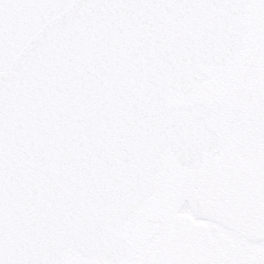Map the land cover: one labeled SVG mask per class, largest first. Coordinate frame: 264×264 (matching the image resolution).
<instances>
[{
	"label": "water",
	"instance_id": "95a60500",
	"mask_svg": "<svg viewBox=\"0 0 264 264\" xmlns=\"http://www.w3.org/2000/svg\"><path fill=\"white\" fill-rule=\"evenodd\" d=\"M246 3L104 5L0 0V258L117 264V234L169 154L193 169L221 146L214 109L174 106L241 49ZM225 20L226 54L193 45Z\"/></svg>",
	"mask_w": 264,
	"mask_h": 264
},
{
	"label": "rangeland",
	"instance_id": "374dc122",
	"mask_svg": "<svg viewBox=\"0 0 264 264\" xmlns=\"http://www.w3.org/2000/svg\"><path fill=\"white\" fill-rule=\"evenodd\" d=\"M254 1L264 24V4ZM253 46L254 54H264V37ZM251 67L240 91L245 112L235 114L205 176L187 196L162 199L156 213L163 208L170 225L144 236L140 245L137 238L135 255L124 264H264V60L255 59ZM179 178L184 183L189 173Z\"/></svg>",
	"mask_w": 264,
	"mask_h": 264
},
{
	"label": "flooded vegetation",
	"instance_id": "af4514ba",
	"mask_svg": "<svg viewBox=\"0 0 264 264\" xmlns=\"http://www.w3.org/2000/svg\"><path fill=\"white\" fill-rule=\"evenodd\" d=\"M255 13V1L247 0L246 10L242 16V21L247 28L246 37L241 50L233 61L219 68H205L207 77L203 84L193 87L189 95H182L179 92H174L169 98L171 104L174 105L202 103L212 107L214 113L210 116V126L219 134L221 148L229 135L228 133H230L235 114L237 112H245L246 104H244L240 98L242 79L246 72H248V69L252 71L251 66L255 59H259L261 62L264 60V54L260 56L256 55V53L254 54L255 47L253 46V42L258 43V40L264 37V34H262L264 32V24L258 21ZM256 52H258V50ZM211 156L205 155L200 163L192 170L180 167L175 162L172 155L168 156L163 168L162 177L148 201L133 219L117 231V233L124 237L130 245L127 256L124 261L119 264H124L134 257L135 250H133V244L137 238L140 239L138 241L140 245L144 241V236L147 235L149 237V235L155 232L159 227L165 228L170 225V223L165 220L167 216L163 208L160 207L161 213L157 215L158 204L161 203L162 199H164V202H168L167 197L171 193H173L172 199L175 201L187 196L189 192L193 190L195 184L205 176L204 173ZM180 173H189V179L183 183L179 178ZM164 178L166 179L164 180ZM156 192H158L157 195H155ZM172 209L173 205L168 210L167 215H170ZM133 230L140 232H138V235H135ZM170 234L172 235V233ZM55 264L102 263L83 261L77 256L69 253Z\"/></svg>",
	"mask_w": 264,
	"mask_h": 264
},
{
	"label": "snow or ice",
	"instance_id": "6c2138e0",
	"mask_svg": "<svg viewBox=\"0 0 264 264\" xmlns=\"http://www.w3.org/2000/svg\"><path fill=\"white\" fill-rule=\"evenodd\" d=\"M94 3L104 5H134L144 7L146 5H172V6H195V5H221L230 7L233 5H243L247 0H92ZM264 4V0H259ZM4 20L0 18V27H3ZM230 21L225 20L224 24L212 31L211 34L197 41L193 48L195 51H213L226 54L229 50L230 42L237 39V36L229 28ZM0 264H25L24 261H5L0 258Z\"/></svg>",
	"mask_w": 264,
	"mask_h": 264
}]
</instances>
